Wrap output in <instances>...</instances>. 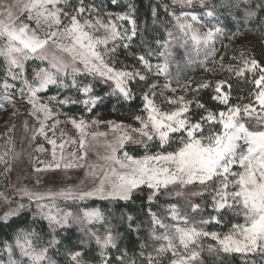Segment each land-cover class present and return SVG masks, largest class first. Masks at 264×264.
I'll use <instances>...</instances> for the list:
<instances>
[{
  "label": "snow or ice",
  "instance_id": "1",
  "mask_svg": "<svg viewBox=\"0 0 264 264\" xmlns=\"http://www.w3.org/2000/svg\"><path fill=\"white\" fill-rule=\"evenodd\" d=\"M110 3L120 6V0ZM157 7L169 18L164 36L154 41L159 62L153 63L149 52L136 55V64L118 67L117 52L128 50L138 35L130 0L126 12H106L87 0H0V109L4 103L15 109L19 98L33 121L31 126L23 122L27 138L51 146L36 147L50 157L34 158L37 174L86 169L85 180L55 191L17 188L20 201L0 192L9 205L0 216L6 227L33 204L36 209L30 226L0 238V264H58L54 257L62 264H93L92 245L96 264H204L205 252L237 255L242 264H256L251 258L259 256L264 264V63L244 51L231 57L234 63L216 59L217 42L243 31L264 35V0H167ZM152 14L158 19L157 8ZM181 48L190 58L202 54L205 64L218 65L251 90L233 102L228 79L201 80L194 88L191 81H177L172 87L170 65ZM159 77L166 81L162 86ZM134 83L143 85L134 123L99 119L98 108L111 98L136 99ZM202 90H210L215 107L200 98ZM158 96L171 107L162 108ZM69 124L74 135L60 127ZM15 127L0 134L5 179L19 155L10 135ZM136 146L143 155L132 154ZM145 190L148 239L133 258L121 248L120 233L104 212L88 202L128 205ZM161 196L183 203L167 202L159 214L152 207ZM193 197L208 199L194 202ZM122 216L129 232L141 231L142 221ZM210 225L227 230H208ZM73 228L80 233L75 243Z\"/></svg>",
  "mask_w": 264,
  "mask_h": 264
},
{
  "label": "trees",
  "instance_id": "2",
  "mask_svg": "<svg viewBox=\"0 0 264 264\" xmlns=\"http://www.w3.org/2000/svg\"><path fill=\"white\" fill-rule=\"evenodd\" d=\"M73 3L76 0H72ZM87 2H94L98 6L102 7L106 12H121L128 11V3L129 0H120V6H115L110 3V0H87ZM130 2L134 5V18L136 19L138 25V35L135 37L129 47L128 50L120 49L117 52V59L119 62L117 66L120 67L123 65H133L136 64L135 56L136 55H148L149 52L152 54V62H159L156 51L154 41L157 38H162L165 33V28L167 26L168 17L163 13L162 8H158L157 6L166 2L165 0H130ZM157 8L158 19L153 17V9ZM128 26V25H126ZM229 32L235 31L234 28H229ZM217 53L216 59L222 56L223 62L225 65L229 63H234L231 60L232 56H238L241 51H244L246 54L254 56L257 60L264 63V35H261L259 30L256 31H243V34L237 35L234 39L229 40L227 38L223 39V42H217ZM207 69H214V71H207ZM170 77L169 79L172 81V85L177 87V81L180 84L191 81L193 83V88L196 83L201 80H220V79H228L229 83L232 85V95L233 102L237 101V97H246L248 92L251 90V85L247 82L237 80L235 77L229 78V74L226 71L219 70L218 65H213L211 62L207 64L204 63V57L201 54L199 57H196L194 54L189 57L187 53H185L184 49H178L176 56L172 59L170 65ZM0 76H2V72H0ZM157 81L162 83L166 82L163 77L156 78ZM133 91L136 93V99L131 102H123L117 101L115 97L111 98L109 101H106L105 104L98 108L99 114L106 113L112 114L119 118H127L132 119L133 115L138 114V110L141 107L140 101V93L143 90V85H137L134 83L132 85ZM101 94L106 91V89L98 88L97 89ZM52 94V93H50ZM189 96L193 95L190 91L188 93ZM200 98L208 103L210 107H215V102L209 99L210 90H202L200 92ZM242 102L246 103L247 100H243ZM8 103H4V106H7ZM113 106H115L116 111H113ZM73 112L79 115V112L76 109H73ZM8 129L7 126L3 129L5 132ZM151 151H157L155 146H152ZM130 151L135 155H143L144 149L140 146H136L131 148ZM2 168V166H0ZM4 182V183H2ZM8 182V177L5 179L3 176H0V183L6 184ZM180 199L183 203L182 198H178L175 196H161L156 205L152 207V211L158 212L159 214H163L165 209L167 208V202H175ZM194 202H201L202 199L207 200V197H193ZM134 203H129L125 205L124 202H115L109 203L107 201H97L94 204L89 201L93 207L100 208L101 211L104 212L105 216L111 221L112 226L116 231L120 233V246L122 249H126L129 256L133 258H138L137 254L140 251V244L144 243L148 239V231H149V221L146 215L148 202H147V190L140 193L139 197H134ZM75 206L72 207L74 210ZM36 210L32 207L30 210L26 209L21 212V214L17 217H13L8 223L12 225V227L4 226L3 222H0V238L10 236L14 230L18 227H28L31 225L33 215ZM211 212V209H207L205 215ZM129 214L137 218L138 223L143 222L141 224V231L139 233L132 231H128L127 221L123 220L122 214ZM226 219L232 220V222H236L232 216L227 217ZM15 221V223H13ZM208 230L215 231H226L227 227L220 228L218 226H208ZM80 237V233L73 228L71 230V238L72 241L78 242V238ZM211 242V241H208ZM92 253L89 256V259L93 261V264H96V252L95 245H92ZM119 253L116 250H112V255L116 256ZM204 256V264H242V260L239 256H214L209 255L207 252L203 254ZM54 259L58 260V264H62L58 257H54ZM254 259V258H251ZM166 264V261H165Z\"/></svg>",
  "mask_w": 264,
  "mask_h": 264
},
{
  "label": "rangeland",
  "instance_id": "3",
  "mask_svg": "<svg viewBox=\"0 0 264 264\" xmlns=\"http://www.w3.org/2000/svg\"><path fill=\"white\" fill-rule=\"evenodd\" d=\"M165 1L167 2V0ZM157 83L162 86L165 82L162 83L160 81H157ZM172 87L176 86L172 85ZM157 91H160V89H157ZM165 95H172V93L165 91ZM157 102L160 103L162 105V108H164L165 110L171 107L170 105L164 103L163 99L160 96L157 97ZM15 109H18L19 111L15 116H13L12 114ZM15 109L10 104L0 109V134H3L7 131L6 130L5 132H3L5 126L9 128L12 124H15L16 127L14 133H11L10 135H12L14 138L15 151L19 154L18 158L13 163V170L8 174L7 185L2 184L4 182L0 183V192H4L6 195H9L14 201H20V196L15 192V189L17 188L27 187L30 190L45 191L51 189L55 191L68 185L79 184L81 180H85L86 169H73L69 170L67 173H64L63 171H57L37 174L34 171V167L39 166L35 163L34 158L36 156H39V158L42 160H47L50 158L48 153H37L35 150L36 147L39 145H43L44 148L50 149L51 146L43 141L42 138L38 137L35 141H30L27 138L23 128V122L25 120H28L29 126H31L33 124V121L27 115L28 106L23 101H20L19 98H17ZM98 118L104 121L114 120L123 121L124 123H134L132 119L119 118L112 114L106 113L99 114ZM61 119H63V117H61ZM60 127L67 134L74 135V130L72 129V126L70 124L61 125ZM101 130H105L103 126ZM49 135H51V133ZM3 145L4 139L0 137V151H3ZM97 150L101 152L103 151L102 148H98ZM89 159L95 160V154L90 153ZM38 177L40 179L39 184L36 183ZM22 202L27 203L26 198ZM12 206L15 205L13 204ZM32 207L35 209L34 204ZM60 207H65L63 202L60 203ZM8 208L9 205L0 200V216H2L4 212L8 210ZM252 258H254L256 264H262L261 258L259 256H255Z\"/></svg>",
  "mask_w": 264,
  "mask_h": 264
}]
</instances>
